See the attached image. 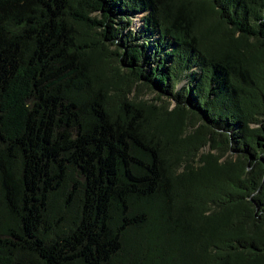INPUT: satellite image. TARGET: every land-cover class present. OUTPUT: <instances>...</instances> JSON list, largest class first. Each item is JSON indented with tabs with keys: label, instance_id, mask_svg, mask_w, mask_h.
Here are the masks:
<instances>
[{
	"label": "trees",
	"instance_id": "trees-1",
	"mask_svg": "<svg viewBox=\"0 0 264 264\" xmlns=\"http://www.w3.org/2000/svg\"><path fill=\"white\" fill-rule=\"evenodd\" d=\"M0 264H264V0H0Z\"/></svg>",
	"mask_w": 264,
	"mask_h": 264
},
{
	"label": "rangeland",
	"instance_id": "rangeland-1",
	"mask_svg": "<svg viewBox=\"0 0 264 264\" xmlns=\"http://www.w3.org/2000/svg\"><path fill=\"white\" fill-rule=\"evenodd\" d=\"M138 20L136 19L135 20V23H138L137 22ZM140 96L144 99H148V100H152L155 98V94L149 90H145L143 92L140 93Z\"/></svg>",
	"mask_w": 264,
	"mask_h": 264
}]
</instances>
